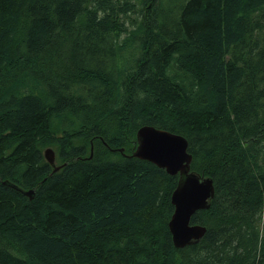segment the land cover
<instances>
[{
	"label": "trees",
	"instance_id": "1",
	"mask_svg": "<svg viewBox=\"0 0 264 264\" xmlns=\"http://www.w3.org/2000/svg\"><path fill=\"white\" fill-rule=\"evenodd\" d=\"M143 126L213 182L182 249ZM0 264H264V0H0Z\"/></svg>",
	"mask_w": 264,
	"mask_h": 264
},
{
	"label": "water",
	"instance_id": "2",
	"mask_svg": "<svg viewBox=\"0 0 264 264\" xmlns=\"http://www.w3.org/2000/svg\"><path fill=\"white\" fill-rule=\"evenodd\" d=\"M131 156L150 162L170 176H178L177 185L171 194L174 211L168 222L172 244L176 249H182L199 242L206 229L200 225H191V217L197 211L209 208L214 197V186L209 177L190 170L192 156L188 153L187 140L152 126H143L136 133V147ZM43 157L53 172L61 168L56 165L55 153L51 148L43 151ZM3 184L29 199L33 197L32 190L23 191L8 181Z\"/></svg>",
	"mask_w": 264,
	"mask_h": 264
},
{
	"label": "rangeland",
	"instance_id": "3",
	"mask_svg": "<svg viewBox=\"0 0 264 264\" xmlns=\"http://www.w3.org/2000/svg\"><path fill=\"white\" fill-rule=\"evenodd\" d=\"M132 17H134V16H132ZM126 24H129V22H126ZM53 150V149H52Z\"/></svg>",
	"mask_w": 264,
	"mask_h": 264
}]
</instances>
